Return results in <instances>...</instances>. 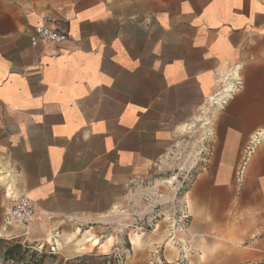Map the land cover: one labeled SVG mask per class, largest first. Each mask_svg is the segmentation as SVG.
Wrapping results in <instances>:
<instances>
[{
    "label": "crops",
    "instance_id": "obj_1",
    "mask_svg": "<svg viewBox=\"0 0 264 264\" xmlns=\"http://www.w3.org/2000/svg\"><path fill=\"white\" fill-rule=\"evenodd\" d=\"M42 23L68 41L31 43ZM232 66L242 89L205 108ZM205 113L207 143L190 144ZM261 131L264 0H0V209L20 196L35 209L27 230L0 210L5 240L59 259L106 257L132 192L182 176L185 264H264V139L242 169ZM89 233L97 244H77Z\"/></svg>",
    "mask_w": 264,
    "mask_h": 264
},
{
    "label": "rangeland",
    "instance_id": "obj_2",
    "mask_svg": "<svg viewBox=\"0 0 264 264\" xmlns=\"http://www.w3.org/2000/svg\"><path fill=\"white\" fill-rule=\"evenodd\" d=\"M207 115L208 113H205L195 118L194 125L188 130L190 144L207 143L208 132L200 128L201 124L205 123L203 121H208ZM202 151L203 149L195 157L198 162L203 154ZM184 158V155L175 156L173 159L175 170L182 167ZM175 170H171L168 175L174 174ZM181 177L167 179L150 177L132 192L129 207L122 206L115 212V221L110 230V233L114 234L113 251L106 257L91 255L83 258L59 259L49 254V251L41 245L37 246L36 242L25 241V238L5 240L12 236L8 232H1L0 235L4 238L0 241L5 244L0 246L4 248L19 243L23 250H26L24 260L12 264H33L43 254L46 257L37 264H169L174 253L179 254L176 264H185L187 253L185 249L188 248L185 241L178 237L179 228L185 224V221L179 226V222L175 221L178 216L176 203H181L183 192L189 184L188 178ZM0 199H2L1 195ZM3 202L1 213L4 208L10 206V201L3 198ZM88 235L94 238V234ZM134 238L137 241H134ZM102 247L103 250L106 249L104 245ZM34 254L36 257H32Z\"/></svg>",
    "mask_w": 264,
    "mask_h": 264
},
{
    "label": "built area",
    "instance_id": "obj_3",
    "mask_svg": "<svg viewBox=\"0 0 264 264\" xmlns=\"http://www.w3.org/2000/svg\"><path fill=\"white\" fill-rule=\"evenodd\" d=\"M31 43L42 42L52 45H62L68 41L64 32L50 28L47 24H41L35 27L33 34L29 36ZM242 80L240 78V68L232 66L220 73L216 79L214 92L206 98L205 108L220 110L224 108L242 89ZM264 139V131L252 136L244 148V160L242 169L248 158L254 153L258 145ZM34 204L26 196H20L10 201V206L5 209V220L7 224L17 225L27 230L33 216ZM183 220L187 216H182Z\"/></svg>",
    "mask_w": 264,
    "mask_h": 264
},
{
    "label": "trees",
    "instance_id": "obj_4",
    "mask_svg": "<svg viewBox=\"0 0 264 264\" xmlns=\"http://www.w3.org/2000/svg\"><path fill=\"white\" fill-rule=\"evenodd\" d=\"M3 241H0V245H3ZM26 250H23V247L19 243H15L10 247L1 248L0 246V262H16V261H23L25 258ZM32 257H36L34 254ZM46 256L43 254L39 256L38 261L33 264H37L40 260L44 259Z\"/></svg>",
    "mask_w": 264,
    "mask_h": 264
},
{
    "label": "bare ground",
    "instance_id": "obj_5",
    "mask_svg": "<svg viewBox=\"0 0 264 264\" xmlns=\"http://www.w3.org/2000/svg\"><path fill=\"white\" fill-rule=\"evenodd\" d=\"M202 119V118H201ZM194 120V119H193ZM197 121V120H196ZM202 121V120H201ZM199 124V123H198ZM211 126V125H210ZM202 127H204V126H202ZM184 129V128H183ZM210 129V128H209ZM209 132V131H208ZM115 210V209H114ZM34 221H31L30 222V225L33 223ZM56 237V236H55ZM139 237V236H138ZM68 238V237H67ZM137 238V237H136ZM136 238H134V241H137V239ZM48 241L50 242V239H51V236H48ZM68 239H70V238H68ZM52 240V239H51ZM99 240V239H98ZM140 241V240H139ZM85 242H91L92 243V245H95V244H97L98 243V241L96 240V239H93V238H91V237H87V236H83L78 242H77V244H80V243H85ZM132 244V243H131ZM134 244V243H133ZM170 245V244H169ZM97 247V246H96ZM185 252H187V250L185 249Z\"/></svg>",
    "mask_w": 264,
    "mask_h": 264
}]
</instances>
